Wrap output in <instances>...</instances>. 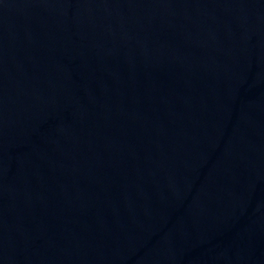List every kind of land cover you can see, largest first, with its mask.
<instances>
[{
    "label": "water",
    "instance_id": "water-1",
    "mask_svg": "<svg viewBox=\"0 0 264 264\" xmlns=\"http://www.w3.org/2000/svg\"><path fill=\"white\" fill-rule=\"evenodd\" d=\"M0 264H264V0H0Z\"/></svg>",
    "mask_w": 264,
    "mask_h": 264
}]
</instances>
